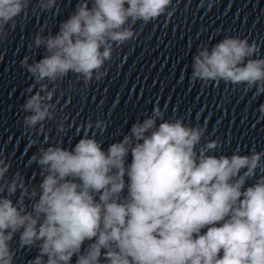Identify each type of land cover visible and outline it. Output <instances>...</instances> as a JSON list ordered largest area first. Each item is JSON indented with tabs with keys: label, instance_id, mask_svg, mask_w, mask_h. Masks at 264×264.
Segmentation results:
<instances>
[{
	"label": "clouds",
	"instance_id": "clouds-1",
	"mask_svg": "<svg viewBox=\"0 0 264 264\" xmlns=\"http://www.w3.org/2000/svg\"><path fill=\"white\" fill-rule=\"evenodd\" d=\"M29 10L60 13L58 0H0V42ZM174 11L173 0H78L58 31L36 32L28 47L43 48V58L20 60L34 81L20 106L29 147L46 121L57 120L58 81L69 73L85 86L102 80L115 48L137 37L138 22ZM259 53L260 44L239 36L201 45L191 82L243 86L256 99L264 95ZM166 110L157 102L107 151L89 134L107 130L102 120L81 126L72 149L40 147L27 162L40 169L37 187L20 172L8 179L12 165L0 150V264H14L17 236L18 249L38 250L28 264H264V151L216 155L221 142H203L206 125L166 119ZM257 111L264 120V104ZM66 119L57 122L60 134L68 131Z\"/></svg>",
	"mask_w": 264,
	"mask_h": 264
}]
</instances>
